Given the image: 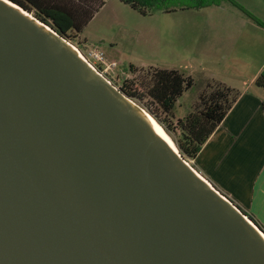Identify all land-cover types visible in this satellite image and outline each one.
<instances>
[{
    "label": "water",
    "instance_id": "95a60500",
    "mask_svg": "<svg viewBox=\"0 0 264 264\" xmlns=\"http://www.w3.org/2000/svg\"><path fill=\"white\" fill-rule=\"evenodd\" d=\"M146 113L0 0V264H264V229Z\"/></svg>",
    "mask_w": 264,
    "mask_h": 264
},
{
    "label": "crops",
    "instance_id": "0c3cea01",
    "mask_svg": "<svg viewBox=\"0 0 264 264\" xmlns=\"http://www.w3.org/2000/svg\"><path fill=\"white\" fill-rule=\"evenodd\" d=\"M237 1L264 22V0ZM193 9L205 18L188 22L189 29L199 31L201 40L206 36L220 43L199 60L194 73H184L195 83L215 81L240 92L194 159L195 166L264 229V89L254 84L264 69V27L227 3ZM223 44L230 48L220 53ZM104 51L115 59L113 49ZM182 97L176 103L178 118L192 106L180 102Z\"/></svg>",
    "mask_w": 264,
    "mask_h": 264
},
{
    "label": "rangeland",
    "instance_id": "374dc122",
    "mask_svg": "<svg viewBox=\"0 0 264 264\" xmlns=\"http://www.w3.org/2000/svg\"><path fill=\"white\" fill-rule=\"evenodd\" d=\"M198 11L179 9L174 12L151 11L143 14L122 0H105L104 5L82 32L71 31L68 40L83 53H86L91 45L100 46L103 50L113 49L115 59H111L112 56L109 54L106 56L109 61L117 62V67L105 76L149 113L147 105L153 103V100L146 91L147 85L151 83L153 69H178L181 72L193 70L194 73L199 60L207 58V53L219 46L220 42L216 38H209L208 41L205 36L201 40L198 37L199 31L189 29L188 22L194 23L205 18ZM31 14L35 17L34 12ZM229 48L230 46L223 44L222 50L218 49V51L223 53L229 51ZM241 51L245 52L247 49L242 47ZM250 51H253V48ZM99 68L103 69L101 66ZM123 89L129 91L136 89L137 92L145 95L142 98L131 97ZM215 89V81L197 80L191 91L185 94L180 102L186 105L192 103L191 109H193L201 103L202 95H208ZM156 111L162 119H167L168 123L176 126L179 119L176 116L177 110H174L172 117L166 116L162 111Z\"/></svg>",
    "mask_w": 264,
    "mask_h": 264
},
{
    "label": "trees",
    "instance_id": "16d2710c",
    "mask_svg": "<svg viewBox=\"0 0 264 264\" xmlns=\"http://www.w3.org/2000/svg\"><path fill=\"white\" fill-rule=\"evenodd\" d=\"M35 17L51 25L59 34L69 37L71 31L81 33L84 27L104 5L105 0H12ZM143 14L151 11L172 12L179 9H193L224 3L242 11L257 25L264 22L246 9L237 0H122ZM134 69V65L131 66ZM194 79L178 69L155 68L146 94L152 98L147 105L148 112L164 127L179 151L187 158L195 159L217 126L232 108L240 92L220 82L208 95L201 96V103L177 120L176 126L162 119L158 111L172 117L176 103L182 95L193 88ZM254 84L264 89V69L256 77ZM131 97L142 98L136 91L123 89ZM169 117H167L169 119ZM167 122V123H166ZM251 217V216H250ZM252 218V217H251ZM253 219V218H252ZM254 220V219H253ZM255 221V220H254ZM256 222V221H255ZM257 223V222H256Z\"/></svg>",
    "mask_w": 264,
    "mask_h": 264
},
{
    "label": "built area",
    "instance_id": "2783aa9c",
    "mask_svg": "<svg viewBox=\"0 0 264 264\" xmlns=\"http://www.w3.org/2000/svg\"><path fill=\"white\" fill-rule=\"evenodd\" d=\"M90 48L87 50L86 53H83L82 50L79 48V50L82 52V54L85 56V59L87 62L96 70H98L103 75H106L109 73V71L113 70L115 67H117V62L115 61H109L107 59L105 51L100 47L96 45L89 46ZM78 48V47H77ZM99 66L103 67V69H100ZM189 165H191L196 171L201 173L195 166V160L194 159H187ZM202 174V173H201ZM203 175V174H202ZM204 176V175H203ZM208 179V178H207ZM209 180V179H208ZM210 181V180H209ZM229 196V195H228ZM230 197V196H229ZM231 198V197H230ZM232 199V198H231Z\"/></svg>",
    "mask_w": 264,
    "mask_h": 264
},
{
    "label": "bare ground",
    "instance_id": "6f19581e",
    "mask_svg": "<svg viewBox=\"0 0 264 264\" xmlns=\"http://www.w3.org/2000/svg\"><path fill=\"white\" fill-rule=\"evenodd\" d=\"M32 15V14H31ZM48 29H50L49 27H47ZM76 49H77V51H78V53H79V55H80V57L82 58V59H84L85 61H87L86 59H85V56L82 54V52L79 50V48H77V46H75L72 42H70ZM146 115H147V117L164 133V137L166 138V140L172 145V147H174L175 148V144H174V141H173V139L171 138V136L167 133V131L165 130V129H163L162 127V125L151 115V114H148V113H146ZM197 173L203 178V179H205L208 183H210V181L205 177V176H203L201 173H199L198 171H197ZM253 223V222H252ZM255 225V224H254ZM260 232H261V234L264 236V232L262 231V230H260Z\"/></svg>",
    "mask_w": 264,
    "mask_h": 264
}]
</instances>
